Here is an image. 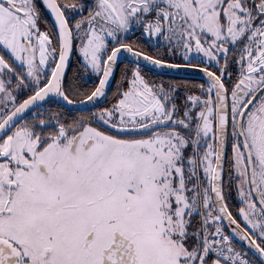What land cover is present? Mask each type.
I'll use <instances>...</instances> for the list:
<instances>
[{"label":"snow or ice","instance_id":"snow-or-ice-1","mask_svg":"<svg viewBox=\"0 0 264 264\" xmlns=\"http://www.w3.org/2000/svg\"><path fill=\"white\" fill-rule=\"evenodd\" d=\"M0 264H264V0H0Z\"/></svg>","mask_w":264,"mask_h":264},{"label":"flooded vegetation","instance_id":"flooded-vegetation-1","mask_svg":"<svg viewBox=\"0 0 264 264\" xmlns=\"http://www.w3.org/2000/svg\"><path fill=\"white\" fill-rule=\"evenodd\" d=\"M68 2H73V0H68ZM48 18L51 19L50 16ZM76 58L77 57L75 55L72 57L73 60H75ZM165 78L166 79L176 80V81L189 79V80H192L193 82H201V81L195 79L196 77H191V76H179V75L168 74ZM87 83H88L89 86H91V84L93 83V80H88ZM110 86L113 87V88L115 87V79L112 81Z\"/></svg>","mask_w":264,"mask_h":264},{"label":"water","instance_id":"water-1","mask_svg":"<svg viewBox=\"0 0 264 264\" xmlns=\"http://www.w3.org/2000/svg\"><path fill=\"white\" fill-rule=\"evenodd\" d=\"M168 74L179 75V76H191L198 77L200 74L193 70H171Z\"/></svg>","mask_w":264,"mask_h":264}]
</instances>
